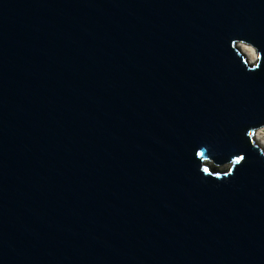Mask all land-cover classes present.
I'll list each match as a JSON object with an SVG mask.
<instances>
[{"label": "water", "instance_id": "95a60500", "mask_svg": "<svg viewBox=\"0 0 264 264\" xmlns=\"http://www.w3.org/2000/svg\"><path fill=\"white\" fill-rule=\"evenodd\" d=\"M262 126L264 0H0V264H264Z\"/></svg>", "mask_w": 264, "mask_h": 264}, {"label": "bare ground", "instance_id": "6f19581e", "mask_svg": "<svg viewBox=\"0 0 264 264\" xmlns=\"http://www.w3.org/2000/svg\"><path fill=\"white\" fill-rule=\"evenodd\" d=\"M237 47L241 54L247 59L248 62L253 61L256 57L255 50L252 46L245 43H237ZM253 141L259 147L264 148V126L258 128L254 132Z\"/></svg>", "mask_w": 264, "mask_h": 264}, {"label": "rangeland", "instance_id": "374dc122", "mask_svg": "<svg viewBox=\"0 0 264 264\" xmlns=\"http://www.w3.org/2000/svg\"><path fill=\"white\" fill-rule=\"evenodd\" d=\"M255 60V59H254ZM254 60L253 61H250V62H248L249 64H251V63H253L254 62ZM226 165H222V166H220V168H224Z\"/></svg>", "mask_w": 264, "mask_h": 264}]
</instances>
